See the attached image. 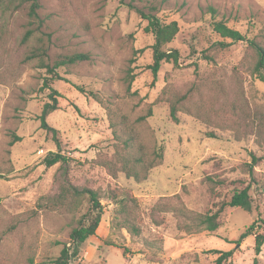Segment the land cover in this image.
Returning <instances> with one entry per match:
<instances>
[{"label": "rangeland", "instance_id": "1", "mask_svg": "<svg viewBox=\"0 0 264 264\" xmlns=\"http://www.w3.org/2000/svg\"><path fill=\"white\" fill-rule=\"evenodd\" d=\"M6 1L0 10V264H50L69 246L70 231L93 214L85 190L96 193L102 215L74 264H214V250L231 251L223 264H264V242L259 254L254 248L255 237L264 235V139L256 136L264 83L250 72L254 55L247 44L221 39L212 28L222 22L264 47V0H122L146 12L155 5L162 22L177 23L168 44L177 63L163 62L155 77L146 22L121 0H38L35 18L30 1ZM29 28L34 31L22 42ZM44 50L49 60L90 55L59 69L60 79L50 82L60 97L46 122L58 131L67 158L50 168L42 159L57 149L38 120L51 101L42 86ZM37 52L39 58L27 60ZM123 120L148 159L162 151L141 182L111 168L112 124L118 129ZM14 136L21 140L9 146ZM251 154L259 160L250 176ZM247 185L251 210L225 207L217 230L204 231L197 215L214 213ZM126 218L138 235L126 229Z\"/></svg>", "mask_w": 264, "mask_h": 264}, {"label": "trees", "instance_id": "2", "mask_svg": "<svg viewBox=\"0 0 264 264\" xmlns=\"http://www.w3.org/2000/svg\"><path fill=\"white\" fill-rule=\"evenodd\" d=\"M30 1V16L36 17V10L38 9V0H26ZM10 2L6 0H0V10H2L3 6L9 5ZM121 4L124 6L134 10L141 20L146 22V26L143 31L147 34H150L153 38V44L151 45L152 50V64L149 66L151 74L153 77L157 75V72L160 68V65L164 63H173L176 64L178 60V53L176 50H172L168 48V44L172 42L176 34L178 33L177 23L171 21L169 23H164L159 19L154 13L158 10L155 5H151L147 7V12L141 9L136 8L132 3H124L121 0ZM213 31L224 40H228L230 42H245L247 44L248 49H250L254 55L253 64L250 68L251 74L257 76V79L264 83V47L259 45L257 42L247 38L245 35L241 34L237 30H233L228 28L222 22H214L212 24ZM34 29L29 28L25 31L22 42H26L29 37L32 35ZM229 44V43H228ZM219 46L224 47L227 46V43L220 42ZM44 60H40V68L45 70L46 78L43 79L42 86L44 89L50 90L49 99L51 101L46 102L42 105L40 115L38 116L39 127L41 130L46 133L51 134L53 142L56 146L55 152H48L42 159V165L46 168H50L56 164H66L67 158L60 154L59 148V140L57 138L58 131L52 127H50L46 118L49 114L58 109L57 107V99L55 97H60L59 93L53 90L50 86V82L54 80H58L59 75L57 71L62 68H69L75 66L80 63L90 61V55L87 53L75 52L72 54H64L58 55L53 60H49V56L47 50L43 51ZM41 56L39 52L32 53L27 56V60H31L32 58H39ZM132 80V78H131ZM77 90L80 92H84L81 88L77 87ZM93 99L97 100L96 95L92 93L89 94ZM176 112L177 109L172 106L170 109V117L176 122ZM151 116V111L147 113L145 116H140L137 119V122H143L146 118ZM124 122L120 128H116L115 124H112L113 136L115 140L114 152L112 155V160L115 166L111 167L114 172H121L125 174L127 178H132L136 182H141L145 180L148 172L158 164V160L162 158V151L155 154V159H148L143 145L139 142L138 136L135 131L123 120ZM257 138L263 140L264 139V116L258 118L257 129H256ZM212 138L214 136L211 134ZM21 138L18 136H14L11 141H9L8 145L12 146L14 143L20 141ZM259 159L255 157L253 154L250 155V163H249V175H252V167L257 163ZM249 186H245L244 188L236 189L232 192L231 197L228 202L222 203L218 209L212 214H200L197 215L198 224L203 227L204 231L212 233L217 230L219 227V216L223 212L225 207L229 208H240L244 211L249 212L251 210V197L249 193ZM89 198L91 203V211L92 215L84 217V221H81L78 226L73 228L69 233V241L67 244H63L62 248L59 252V255L50 261V264H74L73 261L78 257L79 247L90 237L94 236L96 233V229L101 220L102 215V207L100 205L99 198L96 193L91 190L84 191ZM120 204L124 207V198L121 199ZM123 224L129 233L138 235L139 229L129 220L124 219ZM253 225H251L240 237L239 240L244 238L247 235H250V231L253 229ZM264 242V235H257L255 237V253L259 254L261 250V246ZM217 255V258L214 261V264H223L230 256L231 251H212Z\"/></svg>", "mask_w": 264, "mask_h": 264}]
</instances>
